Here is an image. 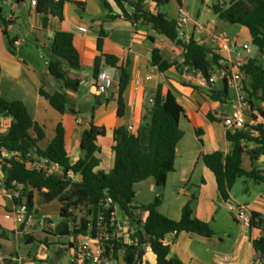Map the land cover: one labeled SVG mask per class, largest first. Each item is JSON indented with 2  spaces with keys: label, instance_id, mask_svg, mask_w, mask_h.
<instances>
[{
  "label": "crops",
  "instance_id": "0c3cea01",
  "mask_svg": "<svg viewBox=\"0 0 264 264\" xmlns=\"http://www.w3.org/2000/svg\"><path fill=\"white\" fill-rule=\"evenodd\" d=\"M30 0L26 5L22 0H14L13 10L5 19H11L13 24L8 28V34L13 31L20 18V10L26 11L29 22V34L35 41V50H28L30 58L44 60L43 69L21 56L20 50L24 47H15L12 54L9 51L4 37L0 31V96L7 101H21L27 107L33 121L45 132L44 140L39 144L45 150L56 136V129L62 124L65 130V145L72 164L84 158L80 148L81 136L89 128L90 122L95 126L106 128V136L98 139L100 152L97 154L100 165L96 172L109 173L113 165V132L120 127H132L137 130L142 118L147 113L150 96L161 88L163 94L171 92L182 106L184 115L180 119V129L184 138L179 143L174 163V172L167 177L162 195L157 193V185L153 179H148L135 185V205H148L156 197L162 196V205L159 212L165 217L178 221L181 218L183 207L192 196L196 200L192 204L194 215L201 221L210 225L214 232L212 238H204L191 233H181L177 237L170 235L168 241H173L169 258H177L183 264H254L253 240L264 236L263 231L246 228L237 221L236 216L229 218L226 207H239L249 215L251 212L264 217V183L254 182L242 178L234 185L228 202H223L218 194L214 174L204 165L203 157L215 152L229 154L232 144L227 140V129L223 125V118L232 111V101L237 95L235 84L227 83L228 98L226 102L214 101L210 90L221 91L223 81L213 88L202 87L204 78L198 72L183 69L180 74L174 68L165 73L158 71L150 65L153 50H158L161 57L168 63L182 62L183 49L177 47L164 36L160 35L151 25L141 22L134 25L131 21L119 17L110 19L103 9L100 0H84L85 12L81 13L75 4L67 3L64 6L63 20L50 16L46 27L43 26V16L38 13L37 6ZM115 13L120 14L112 0H107ZM172 2V1H171ZM202 9L194 8L191 11V0L177 1L178 10L175 20L181 11L188 14V22L181 27L182 38L188 41L193 38L199 44L216 50L210 41V34H220L225 38L238 37L241 26L228 24L218 18L212 10V5L201 1ZM6 4V2H5ZM146 10H158L153 0H143ZM128 13L134 7L127 5ZM204 30L201 31L200 27ZM71 32L74 35L76 49L80 53V71L69 70L73 79L80 81L77 92L66 91L70 106L75 114L66 112L60 114L54 110L48 101L40 95V89L47 93L60 91V86L45 88L44 80L51 78L47 69V49L49 42L57 32ZM106 35L102 53L97 50V41L100 32ZM12 39L21 40L19 35ZM25 40V39H23ZM250 41L252 39L250 37ZM258 53V52H257ZM257 53L248 54L254 59ZM114 56L118 60V67L127 69L130 76L129 84L123 94L125 112L119 117L117 97L114 88L118 85V71L116 79L109 82L108 94L100 97L96 92V78L94 77L95 59L100 56ZM51 81V80H50ZM248 80L244 77L243 88ZM80 121V123H77ZM9 120L0 121V131L4 132ZM261 122V119H258ZM249 124H252L249 121ZM252 148V146H250ZM242 166L246 171L257 170L264 176V157L252 161L244 155ZM0 175H3L0 172ZM140 185L143 191L137 190ZM146 194V197L139 198ZM222 204L224 206H222ZM53 205L55 208H53ZM16 203L10 191L0 186V232L11 233L14 240L23 235L27 243L33 241L32 233L28 230L33 221L23 225L16 223L13 210ZM57 211L60 214V204L52 202L42 205L39 196L34 193V218L39 217V228L43 234H52L59 237L54 229L41 225V216L50 220V214ZM141 220L146 213H139ZM34 220V219H33ZM53 231V232H52ZM47 232V233H45ZM67 238V248L62 243L64 251L71 250V237ZM10 243L7 240H0ZM142 264H157V259L149 245L144 246ZM30 264L12 255H0V264ZM112 264H125L124 251L120 250Z\"/></svg>",
  "mask_w": 264,
  "mask_h": 264
},
{
  "label": "trees",
  "instance_id": "16d2710c",
  "mask_svg": "<svg viewBox=\"0 0 264 264\" xmlns=\"http://www.w3.org/2000/svg\"><path fill=\"white\" fill-rule=\"evenodd\" d=\"M120 14L115 13L107 2L100 0L103 9L110 19L123 17L134 25L142 23L151 25L160 35L167 38L177 47L183 49L182 62L168 63L158 50H153L150 65L159 72L165 73L174 68L180 74L183 69L198 72L206 80L218 67L219 56L216 50L199 44L193 38L185 41L177 20L161 12L163 6L173 0H153L158 10L148 11L143 6V0H112ZM180 1V0H176ZM227 5H213L212 10L218 18L228 24L238 25L248 30L252 44L257 48L258 55H264V0H228ZM77 5L81 13L85 12L84 0H38L37 11L43 16V26L46 27L50 16L63 20L64 6ZM134 7L128 13L127 5ZM0 31L7 42L9 51L14 52V43L8 34V28L13 24L11 19L3 17L0 6ZM106 35L100 32L97 50L102 53ZM50 54H47V69L51 77L60 85V91L47 93L40 89L50 106L60 114L75 110L71 108L66 91L77 92L80 81L69 75V70L82 69L80 53L75 47L74 35L71 32H57L49 42ZM103 58L105 60L103 61ZM114 56L100 55L95 59L94 77L97 79L105 67L118 71L117 94L118 116L125 112L123 94L129 84L130 76L124 67H118ZM245 78L248 83L244 91L250 102L248 124L239 131L227 132V140L232 144L229 154L215 152L203 157L204 165L214 174L219 197L228 202L230 193L239 179L246 178L258 183H264V176L257 170L246 171L242 166L243 156L247 155L254 161L264 157V65L258 58L250 59L245 67ZM227 83L224 82L221 91L210 90L214 101L226 102L228 98ZM150 100L153 102L150 103ZM184 111L175 95L171 92L163 94L158 88L150 96L147 113L135 131L120 127L113 132V165L109 173L96 172L100 165L97 154L100 152L98 139L106 136V128L98 127L90 122L89 128L81 136L80 148L84 158L72 164L65 145V130L62 124L56 129V136L45 150L39 144L45 138V132L30 116L21 101H7L0 96V121L9 120L4 132L0 131V171L5 180L7 191H19L20 200L24 202L30 213L34 212V193L39 196L40 204L58 202L60 217L63 219L60 237H77L88 235L95 237L102 228L111 229L117 211L128 217L136 228L137 244L124 245L110 239L106 249L113 253L116 259L120 250L124 251L125 264H142L144 246L149 245L157 259V264H183L177 258H169L173 241L167 237H177L181 233H191L204 238H212L214 232L209 224L199 220L192 210L196 200L192 196L183 207L181 218L171 220L159 212L162 196L156 197L148 205H135V185L148 179H153L158 187H165L167 177L174 172V163L179 143L184 138L180 129V119ZM261 122H258V119ZM252 146V148H250ZM8 157H4V155ZM39 159H45L50 164L59 167V171L48 174L45 168L37 170L33 164ZM112 203L107 204L106 200ZM85 211L86 216L76 224L75 212ZM139 213H146L141 220ZM249 229L263 231L264 217L251 212ZM140 234L143 235L141 240ZM7 240L6 231L0 232V240ZM71 247L72 244H70ZM254 262L264 264V236L253 240Z\"/></svg>",
  "mask_w": 264,
  "mask_h": 264
},
{
  "label": "built area",
  "instance_id": "2783aa9c",
  "mask_svg": "<svg viewBox=\"0 0 264 264\" xmlns=\"http://www.w3.org/2000/svg\"><path fill=\"white\" fill-rule=\"evenodd\" d=\"M58 1V0H57ZM208 4L213 0H203ZM228 0H217L214 5H227ZM33 6H37V1L32 2ZM189 20V16L186 12L181 11L177 23L181 28ZM200 30L203 31L204 27L201 26ZM211 44L218 49L219 60L218 67L212 73L208 80L204 79L202 87L213 88L218 82L223 81L226 83H233L237 89V95L232 101V111L223 118V125L228 132H236L242 130L250 121V102L248 95L243 88V80L245 77V67L249 62L248 54L250 48L247 44L238 45L236 42H229L227 38L220 34H210ZM23 44L21 40H16L14 47H20ZM105 58H103V61ZM117 70L109 67H105L101 70L98 78L96 79V92L100 97H105L108 94L109 82L116 79ZM119 86L114 88V94L117 97ZM153 101L150 100V103ZM80 123V121H77ZM129 131H134L132 127L128 128ZM4 157H8L6 154ZM33 167L37 170L45 168L48 174H53L59 171V167L55 164H50L45 159H39L33 164ZM1 172V171H0ZM5 177L0 175V186L4 185ZM13 200H20L21 194L19 191H12ZM106 203L109 205L112 203L111 199H107ZM229 211L234 213L237 221L241 222L246 228L250 227L249 215L239 207H229ZM15 221L19 225L26 224L33 221L34 215L30 213L27 205L24 202H20L13 210ZM41 225L48 226L54 229L53 225L49 222L46 216H41ZM110 239L117 240L124 245L134 246L138 240L136 238V228L132 224L131 220L121 215L120 218L115 216L111 229L102 228V230L95 236L79 235L77 237L71 236V244L73 246V261L72 264H112L113 253L109 249H106L107 242ZM19 264V260H16ZM254 264H259L254 262Z\"/></svg>",
  "mask_w": 264,
  "mask_h": 264
},
{
  "label": "rangeland",
  "instance_id": "374dc122",
  "mask_svg": "<svg viewBox=\"0 0 264 264\" xmlns=\"http://www.w3.org/2000/svg\"><path fill=\"white\" fill-rule=\"evenodd\" d=\"M22 1L25 2L26 5H29L30 3V0H22ZM201 1L202 0H191V11H193V9L197 7L202 9ZM216 2L217 0H213L212 2L208 3L209 7H211ZM13 4H14V0H0V6L2 7L4 18H7L10 11L13 10ZM160 10L162 13L167 14L170 18L175 19L176 12L178 10L177 1L173 0L168 5L163 6ZM20 12L21 14H20L19 22L17 23L13 31L9 33V36L13 37L14 35H19L21 41L24 44V47L20 50L21 56L25 58L28 62L32 63V65H35L37 69H43L44 60H39L37 58H30L29 54H27L28 50H33V51L35 50V41L33 40L32 37H30L29 34V22L26 11L20 10ZM0 26L2 27L1 22H0ZM240 28H241V33L239 34V36L231 37V38L229 37L228 41L236 42L238 45L247 44L252 54L257 53L258 52L257 48L250 41V34L248 30L244 27H240ZM255 58H258L259 61L264 65V55H258L257 53V56ZM44 83H45L44 84L45 88L47 89H51L52 85L56 87L60 86V83L53 77L49 79L45 78ZM142 186L143 185H140L137 189L139 193L140 191H143ZM143 197H146V194H144L142 197L141 195L139 196V198H143ZM54 206L56 205H53V208H55ZM222 206L224 205L222 204ZM225 211L229 218L235 216V214L231 213L229 211V208L226 206H225ZM85 216H86V212L84 210L75 212L76 224L79 223V221ZM116 216L120 218L121 213L117 211ZM49 219L50 220L48 221V223L51 221L55 227L61 226V224L63 223V219L60 217V214L57 211L51 213ZM32 224L33 225H31V228L28 229L33 236V241L31 243H27L23 235H19L17 239L14 240V238L11 236L12 234L7 232L8 235L7 241L10 243L7 244V242L6 243L2 242L0 246V255L7 254V255L16 256L20 258L22 261L30 264H72L74 252L71 250L64 251L61 247L63 243L67 248L68 245L67 238L54 237L52 234H48L47 232H45L47 233V235L43 234L39 228V217H35Z\"/></svg>",
  "mask_w": 264,
  "mask_h": 264
},
{
  "label": "water",
  "instance_id": "95a60500",
  "mask_svg": "<svg viewBox=\"0 0 264 264\" xmlns=\"http://www.w3.org/2000/svg\"><path fill=\"white\" fill-rule=\"evenodd\" d=\"M47 53L48 54H50V49L48 48L47 49ZM157 193H158V195H162V193H163V188L162 187H157ZM62 230V227L61 226H58L57 228H56V230H55V234H59V232ZM140 237H141V240L143 239V235L142 234H140Z\"/></svg>",
  "mask_w": 264,
  "mask_h": 264
}]
</instances>
